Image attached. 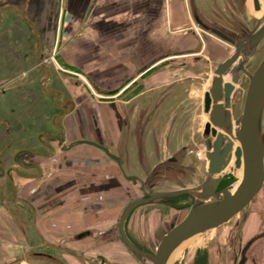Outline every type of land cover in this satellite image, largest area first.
Masks as SVG:
<instances>
[{"label": "crops", "instance_id": "0c3cea01", "mask_svg": "<svg viewBox=\"0 0 264 264\" xmlns=\"http://www.w3.org/2000/svg\"><path fill=\"white\" fill-rule=\"evenodd\" d=\"M212 2L202 0L199 6L212 9ZM165 4V0H0V28L11 30L0 32V57H10V66L6 64L13 70H28L43 80L40 89L37 82L32 87L28 81L29 89L22 97L35 108L27 106V114L8 115L9 128L23 147L14 148L12 163L0 172V195L7 200L12 192L32 184V192L38 195L30 198L34 204L27 202L36 216L40 213L41 232L64 237V264H80L83 254L134 263L119 233L135 180L126 175L142 178L135 171L139 164L145 166L141 160L154 168L163 162L157 152L179 150L174 139L168 142L166 137L171 132L175 136V116L179 121L187 119L189 109L181 108V100L186 99L182 94L189 86L177 82L176 87L175 80H166V73L173 74L174 67L161 65L166 23L173 30L184 26L189 2L170 0L167 22ZM59 10L57 25L66 10L73 17L71 27H82L75 39L76 66L79 72L89 74L94 89L112 94L107 100L95 102L84 76L59 70L53 62L38 65V58L51 56L58 44L53 27ZM73 48H67L70 58ZM213 53L219 56L216 49ZM63 55L64 50L60 57ZM57 79L63 86L55 84ZM128 86L138 88V93L130 97L121 93ZM84 96V101H79ZM35 109L43 115L36 116ZM53 109L57 111L54 114ZM49 117L53 133L43 138L49 127L41 128L38 120L47 122ZM1 129L0 136L5 139L7 129L3 125ZM80 140L106 146L119 156L121 164L101 148ZM24 151L39 154L37 160L28 159L21 154ZM54 156L56 160H52ZM13 166L16 171L11 182L8 171ZM255 208L249 219L253 223L244 228L259 236L251 242L244 264H264V218L262 223L258 218L264 202Z\"/></svg>", "mask_w": 264, "mask_h": 264}, {"label": "rangeland", "instance_id": "374dc122", "mask_svg": "<svg viewBox=\"0 0 264 264\" xmlns=\"http://www.w3.org/2000/svg\"><path fill=\"white\" fill-rule=\"evenodd\" d=\"M169 1L170 0H165L166 22L168 21ZM187 1L190 3V0ZM218 1L223 2L222 8L206 9L199 6L202 0H196L199 11L208 22L213 21L214 24L232 31H241L242 28L246 26V28L248 27L252 30L251 32L264 22V0H262L263 7L260 12L254 11L252 7L243 10L240 3H237V0ZM249 3H251V0H249ZM242 10L244 13L241 12ZM61 11L60 16L62 13ZM191 11L192 10L188 6V19L185 23L184 20H182L184 26H180V30L170 29V24L166 23L164 57L167 58L170 57V55L175 56L164 62L165 69H167L168 66L174 67L173 74L170 75L166 73V80H175L176 87H178L179 82H185V84H187L186 86H189L187 91H184L185 93L183 92L182 94L186 99L182 98L181 100V108L184 107V109H189V111L187 112V119L185 121L183 117H181V121H179L178 116H175L173 119L172 125L176 128L175 136L172 137V132L170 136L166 137L165 135L168 142L174 139V142L179 145V150L176 152H173L174 150L168 152L166 148L163 152H157L158 159H163V162L154 168H149L150 165H148L146 160H141L142 164L145 166L142 167L139 164L136 167L137 169L135 171L142 175L143 180L146 181V190L148 192L169 191L188 187L199 189L207 178V175L200 171V167L203 161L209 158V140L213 139V137L211 135H204V127L207 122V114L204 112L203 103L204 93L211 86L212 75H214L217 63L229 57L234 49L232 46H229L227 50H223L225 45L222 43V39L215 33L201 27L192 17ZM72 21V14L64 10L62 21L57 25L56 34L58 44L55 46V61H57V66L62 68L65 72L84 76L86 86L89 85L90 88L92 87L89 89L87 86V90L89 93H91V91L93 92L91 94L95 102L99 99L98 95L102 96V100H107L108 98L106 97H110L112 94L100 88H97L98 90L96 88L94 89L93 87L96 86V84L89 74L79 72L76 66L75 39L82 32V27L74 26L72 28ZM10 31L11 30L7 28H0L1 33ZM4 43H7V41H4ZM68 46L70 48L74 47L72 49L74 56L71 58L66 55ZM210 48L217 49L219 53V56L214 57L211 61L208 60ZM63 50L64 55L60 57V53H62ZM190 58H195V60L190 61ZM263 58L264 39L259 44L256 53L250 61L251 70L255 69ZM184 59H189L186 64H182L181 62ZM8 62H11L10 57H0V133L2 132V125L6 127L8 133V137L5 139L0 136V158L3 160V162L0 161V172L5 169L4 166L12 163L14 148L18 147L19 144V147H23L19 142V137L14 135L12 132L13 130L9 128L10 118L8 119V115L10 113L13 115H18L20 113L27 114L29 112L27 111V106L34 107L22 99L24 93L27 92L30 86L27 82L30 81L32 87L36 86L34 81L37 82V87L39 89L40 87L42 88L41 84L43 82L40 77H35L34 73L29 71L24 73L23 69L13 70L7 66V64L9 65ZM55 84L63 86L59 79H57ZM247 86L248 79L242 74L232 97L234 120L239 118L243 111ZM183 90L184 87L182 85L181 91ZM64 91L66 94L65 98H68L70 95L66 92L65 87ZM84 99L85 96L80 97L79 101L83 102ZM35 110L37 113L36 116L43 115L42 111L38 109ZM55 112L57 111L53 109V114ZM2 119H5V121ZM42 120V118L38 120L39 126H41V128L44 125L49 127L47 133H44L42 136L44 138L53 133L54 127L50 128L49 124L53 126V122L49 123L50 117L49 120L47 119V122ZM58 121L59 119H56V122H54L55 125H58ZM180 126L181 130L179 129ZM178 129L179 131H177ZM179 132L180 134H178ZM160 148L161 150L164 149V147L161 146ZM21 154L31 160H37L35 157L39 155L28 151H24ZM60 154L63 155V153ZM171 154L176 157V161L168 160L167 157ZM56 157L57 156H54L52 160H56ZM234 162L235 156L231 164L223 172V181L230 182V185L236 187L239 184L240 177L237 174L238 170H236ZM145 168H147V170ZM36 186L38 187V185ZM33 192L32 184L17 191L16 195L21 204L16 203L18 206L16 205L14 207L15 209L12 206L9 207V203L4 204L0 201V264H64V251H66L64 249V244L62 245V243H64V237L61 235L49 234L48 232H41L42 229L39 221L41 218L40 213L38 211L39 215L36 216L29 202H27L28 200L33 203L30 198L34 200L38 195V193ZM142 196H144V190L142 189L141 183L135 179L133 180L131 199L133 200ZM262 201L264 202V185L248 206L228 222L216 229L195 236L183 245L179 249V253L173 262L177 261L179 264H193L197 255L202 256V254H204L211 264L233 263L236 253L235 248L239 246V241H248L252 238L257 239L259 236L250 232L249 229L244 228V226L253 223L249 220L251 214L253 210L256 209V205ZM178 203L191 206L193 198L190 196V198H186ZM262 210L264 209L262 208ZM262 210L261 215H258L261 221L260 223H262L264 218V212ZM188 211L189 208L179 210L172 205L160 202L145 204L138 207L130 216L128 220L129 234L133 239L138 238L141 239L142 242H146L151 251H154L166 232L174 224L180 222L187 215ZM256 223L258 224L259 222ZM143 225L147 226L146 229L140 230L139 228ZM150 244H152V246ZM130 253L134 261L132 264H144L132 252ZM119 260L120 259L114 262L110 259L108 260V258H99V256L93 258V256L88 254L80 256V264H123L120 263Z\"/></svg>", "mask_w": 264, "mask_h": 264}, {"label": "water", "instance_id": "95a60500", "mask_svg": "<svg viewBox=\"0 0 264 264\" xmlns=\"http://www.w3.org/2000/svg\"><path fill=\"white\" fill-rule=\"evenodd\" d=\"M254 2L258 10L259 2L258 0ZM195 17L201 27L234 44L236 50L232 56L217 65L211 86L204 93V112L209 115L204 135H211L213 139L209 140V158L204 160L200 167V171L207 175L201 188L148 192L146 182L142 178L135 174L126 175L124 172L128 178L137 179L141 183L145 195L126 206L119 221V230L123 242L144 264H170L173 254L182 245L195 236L228 222L248 206L264 185V58L253 71H249L245 66L251 54L264 39V23L256 31L236 41L222 30L205 24L198 14H195ZM244 48L248 49L247 54L243 52ZM241 72L248 76L249 82L243 111L234 123L231 101L235 85L241 79ZM230 75V80L226 81L225 77ZM80 141L101 148L121 164L119 156L106 146L92 140ZM234 156L236 170L243 167L242 179L236 187L230 185L218 190L223 180V172L231 164ZM170 160L175 161L176 157ZM183 194L194 196L196 202L199 200L202 202L195 203L187 215L166 232L154 251H146L130 239L126 223L133 210L141 205L166 201ZM242 263L243 261L240 264Z\"/></svg>", "mask_w": 264, "mask_h": 264}, {"label": "flooded vegetation", "instance_id": "af4514ba", "mask_svg": "<svg viewBox=\"0 0 264 264\" xmlns=\"http://www.w3.org/2000/svg\"><path fill=\"white\" fill-rule=\"evenodd\" d=\"M211 2V1H210ZM210 2H209V4H210ZM240 3V5H241V7L243 8V10L244 9H248V7L250 8V7H252V9L254 10V11H256V12H260L261 10H262V7H263V4H262V0H258V2H259V9L257 10L256 8H255V2H254V0H251V3H249V0H237V3ZM190 5V9L192 10L191 11V15H192V17L195 19V21L197 22V20H196V17H195V14H198V17L205 23V24H208V25H210V26H213V27H216V28H218V29H220V30H222L225 34H227L229 37H231V38H233L234 40H236V41H238V40H240V39H243L244 37H246V36H248L250 33H252L251 31L252 30H250L248 27L246 28V26L244 27V28H242V30L241 31H232V30H228L227 28H225V27H222V26H218V25H216V24H214L213 23V21H210V22H208L203 16H202V14H201V12L199 11V9H198V6H197V4H196V0H190V3H189ZM211 5H213V7H212V9H215V8H222V6H220L219 5V3H218V1H216V0H214V2H212L211 3ZM241 11L242 13H244V11ZM59 12H60V10H59ZM58 12V15H57V18H56V21H55V27H53V31L55 32V33H57V21L59 20V13ZM64 13V12H63ZM61 21H62V18L60 19ZM190 22V21H189ZM198 23V22H197ZM264 22H262L255 30H253V32L254 31H256L258 28H260V26L263 24ZM199 24V23H198ZM217 35V34H216ZM217 36H219V35H217ZM220 37V36H219ZM221 38V37H220ZM222 39V43L225 45L224 46V49L223 50H227L228 49V47L229 46H232L233 47V53L232 54H234V52H235V50H236V48H235V45L234 44H232V43H230V42H228V41H226L225 39H223V38H221ZM216 45V44H215ZM218 46V45H217ZM259 46V45H258ZM220 48H223V47H220ZM258 48V47H257ZM257 48H256V50H257ZM213 49H215V48H210V51H209V58H208V60L209 61H211V59L213 60L214 59V57H215V55H214V53H213ZM217 50V49H216ZM256 50L251 54V57H250V59L246 62V64H245V66H246V68L249 70V71H253V70H255V69H253V70H251V64H250V61H251V59L253 58V56H254V54L256 53ZM228 52V51H227ZM243 52L245 53V54H247L248 53V49L247 48H244L243 49ZM208 53V52H207ZM213 53V54H212ZM232 54L230 55V56H232ZM229 56V57H230ZM48 57L49 56H42V57H39L38 59H39V61H38V65L40 66H47V65H49V61H48ZM229 57H227V58H229ZM227 58H225L223 61H225ZM168 59V57L167 58H165L164 57V60H163V63H162V65H161V67L163 68L164 66H165V61ZM189 60V59H188ZM188 60L187 59H184V60H182L181 62H182V64H186L187 62H188ZM193 60H195V58H190V61H193ZM222 61V62H223ZM219 63H221V62H219ZM219 63H217V65L219 64ZM217 65H216V67H217ZM236 65V64H235ZM26 72H28V70L27 71H25L24 73H26ZM242 74H244L245 76H246V78L248 79V82H249V78H248V76L244 73V72H241V77H242ZM212 77H213V75H212ZM212 81V80H211ZM88 87H89V85H88ZM3 89V88H2ZM89 89H91L90 87H89ZM121 90H118L117 92H115L114 94H117V93H119ZM121 93H125V94H127V97H130V96H132V95H134V94H137L138 93V88H136V87H127L126 89H124V90H122V92ZM101 97L102 96H100V95H98V98H99V100L101 99ZM106 98H109V97H106ZM158 108H159V106H158ZM233 102H232V106H231V113H232V117H233ZM234 118V117H233ZM19 155V154H18ZM15 159H17L16 157L14 158V161H15ZM17 161V160H16ZM169 161H171V160H169ZM15 166H13V167H10V169H9V171H8V180L10 181L11 180V182L13 181V174L15 173ZM223 182H225V181H223L222 180V182H221V184L219 185V187H218V190H222V189H224V188H227L228 186H230V184H228V185H223ZM144 195H145V193H144ZM190 196L191 195H188V194H183V195H179V196H176V197H172L171 199H167L166 201H160V203H164V204H169V205H172V206H174V207H176L177 209H179V210H182V209H185V208H191L195 203L196 204H198V203H201L202 202V200H199L198 202H196V199H195V197L194 196H191L192 198H193V203H192V205L191 206H187V204H184V203H178L179 201H182V200H184V199H186V198H190ZM17 195H16V193L15 192H12L9 196H8V198H7V200H5L4 198H2V195H0V201L2 202V203H9V207L10 206H12L13 208L17 205L18 206V204H20L19 203V201H17ZM143 197V196H142ZM140 198V197H139ZM136 199H138V198H136ZM133 200H135V199H133ZM133 200H131V201H133ZM17 201V202H16ZM16 203H18V204H16ZM130 203V202H129ZM128 203V204H129ZM127 204V205H128ZM141 206H143V205H141ZM140 207V206H139ZM126 208V207H125ZM138 208V207H137ZM136 208V209H137ZM15 209V208H14ZM135 209V210H136ZM135 210H133V212L135 211ZM132 212V213H133ZM132 213L130 214V216L132 215ZM130 216H129V218H128V220L130 219ZM128 220H127V223H126V231H127V234H128V236L130 237V239L135 243V244H137L140 248H142V249H144V250H146V251H151V249L149 248V246H148V244L146 243V242H142V240L141 239H138V238H132L131 237V235L129 234V229H128V226H129V223H128ZM177 224V223H176ZM175 225V224H174ZM146 227L147 226H145V225H143V226H141L139 229L140 230H142V229H146ZM139 231V230H138ZM119 233H120V230H119ZM120 237H121V234H120ZM121 240H122V237H121ZM253 241V238L251 239V240H248V241H246L245 243H243V241H239V246H237L235 249H236V253H235V256H234V259H233V263L231 262V264H240L242 261H243V263L242 264H244L245 263V261H246V257H247V250H248V248H249V246H250V244H251V242ZM122 242H123V240H122ZM124 243V242H123ZM124 245L126 246V244L124 243ZM128 248V247H127ZM129 249V248H128ZM130 251V250H129ZM131 252V251H130ZM179 264V263H178ZM193 264H211L209 261H208V258L206 257V256H204V254H202V256L201 255H197L196 257H195V259H194V261H193Z\"/></svg>", "mask_w": 264, "mask_h": 264}, {"label": "bare ground", "instance_id": "6f19581e", "mask_svg": "<svg viewBox=\"0 0 264 264\" xmlns=\"http://www.w3.org/2000/svg\"><path fill=\"white\" fill-rule=\"evenodd\" d=\"M241 74V73H240ZM229 77V78H228ZM228 77H225V80L227 81V80H230V78H231V75L230 76H228ZM238 84V83H237ZM237 84L235 85L236 87H237ZM236 90V89H235ZM235 92V91H234ZM232 102V101H231ZM207 122L209 121V115L207 114ZM233 121H234V123H235V120H234V118H233ZM204 122V121H203ZM206 124V123H205ZM213 128V125H212V127H211V129ZM208 160V159H207ZM208 167H209V164L207 165V169H208ZM237 174H238V176L240 177V181H241V179H242V176H243V167L241 168V169H238V171H237ZM239 181V182H240ZM183 246V245H182ZM181 246V247H182ZM180 247V248H181ZM179 248V249H180ZM179 249L173 254V256H172V258H171V260H170V264H172V262L174 261V259H175V257L178 255V253H179Z\"/></svg>", "mask_w": 264, "mask_h": 264}, {"label": "built area", "instance_id": "2783aa9c", "mask_svg": "<svg viewBox=\"0 0 264 264\" xmlns=\"http://www.w3.org/2000/svg\"><path fill=\"white\" fill-rule=\"evenodd\" d=\"M60 22H61V20H60ZM56 60V50L54 49V51H53V53L51 54V56H49L48 57V61L49 62H53V63H55L56 65H57V61H55ZM60 67H58V69H59ZM59 70H62V71H64L62 68H60Z\"/></svg>", "mask_w": 264, "mask_h": 264}, {"label": "trees", "instance_id": "16d2710c", "mask_svg": "<svg viewBox=\"0 0 264 264\" xmlns=\"http://www.w3.org/2000/svg\"><path fill=\"white\" fill-rule=\"evenodd\" d=\"M228 184H231V183L227 181L223 182V185H228Z\"/></svg>", "mask_w": 264, "mask_h": 264}]
</instances>
